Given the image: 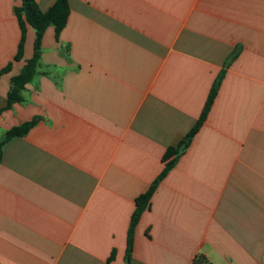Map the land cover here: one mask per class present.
Masks as SVG:
<instances>
[{
    "label": "crops",
    "instance_id": "1",
    "mask_svg": "<svg viewBox=\"0 0 264 264\" xmlns=\"http://www.w3.org/2000/svg\"><path fill=\"white\" fill-rule=\"evenodd\" d=\"M48 11L56 0H35ZM0 0V110L23 56ZM207 119L159 183L167 150ZM0 264H264V0H70L23 102L0 113Z\"/></svg>",
    "mask_w": 264,
    "mask_h": 264
},
{
    "label": "trees",
    "instance_id": "2",
    "mask_svg": "<svg viewBox=\"0 0 264 264\" xmlns=\"http://www.w3.org/2000/svg\"><path fill=\"white\" fill-rule=\"evenodd\" d=\"M22 5L15 8V15L19 21V25L22 32V38L19 45L17 56L15 57L16 61H19L24 52V42L26 38L27 26H31L36 30V39L34 43V54L31 62L25 69V71L14 77L11 80V88L8 93V103L4 109L0 110V113H3L6 110H9L16 103L23 102V91L25 90L26 85H28L37 74V66L39 59L41 57V48L42 41L45 35L46 30L53 26L55 28L56 38L58 39L61 32L67 26V22L70 15V0H56L54 5L46 12L40 10L37 2L35 0H21ZM10 69V66L3 69L0 72V77L7 73ZM225 68L222 73L219 75L215 81L209 98L206 102V105L201 113L200 118L196 122L192 130L179 142L176 147H171L167 150L164 161L166 163L165 169L159 178L153 183L149 190L139 196L136 200V209L133 214L131 224L128 232V246H127V262L131 261L132 251H133V236L136 230V227L141 219L142 214L150 208L151 199L156 191L159 183L166 177V175L172 170V168L177 163L178 158L189 148L194 136L200 131L203 127L207 116L211 110V107L214 103V100L218 94V90L221 86V83L225 77L226 70ZM36 124V120L25 123L21 126L15 127L7 132L6 139L0 143V163L2 161V153L4 145L10 141L12 138L21 137L26 135ZM206 258L204 256H197L193 264H205Z\"/></svg>",
    "mask_w": 264,
    "mask_h": 264
}]
</instances>
